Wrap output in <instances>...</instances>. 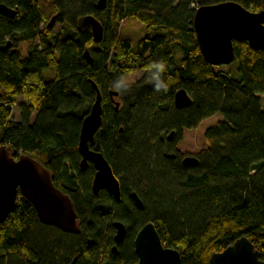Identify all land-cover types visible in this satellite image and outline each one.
Instances as JSON below:
<instances>
[{
  "label": "trees",
  "instance_id": "16d2710c",
  "mask_svg": "<svg viewBox=\"0 0 264 264\" xmlns=\"http://www.w3.org/2000/svg\"><path fill=\"white\" fill-rule=\"evenodd\" d=\"M77 1L82 6L74 26L53 36L48 24L55 16L62 21L64 0H0L18 10L14 19L0 15V147L51 172L54 185L72 200L79 227L69 234L42 224L20 196L0 225V264H137L134 240L147 223L155 225L165 247L181 253L182 264H210L213 254L242 237L264 260V52L235 42L234 61L211 66L193 27L199 7L232 1L261 12L264 0H195L196 8L192 0H108L104 11L96 9L98 0ZM86 15L97 18L105 33L110 21L125 15L142 23L144 37L133 44L105 35L96 44L89 31L77 30V19ZM23 42L30 44L25 57ZM161 59L167 64L166 93L149 82L148 66ZM138 70L144 76L120 94L116 111L111 85ZM89 79L103 97L94 150L119 180L120 201L106 191L94 194L93 165L79 167L80 129L96 98ZM179 90L188 93L191 106H175ZM20 95L25 104L15 121L12 109ZM217 114L223 119L206 130V146L183 154L178 144L184 132ZM186 156L199 164L185 167ZM115 222L126 226L127 235L113 252Z\"/></svg>",
  "mask_w": 264,
  "mask_h": 264
},
{
  "label": "water",
  "instance_id": "95a60500",
  "mask_svg": "<svg viewBox=\"0 0 264 264\" xmlns=\"http://www.w3.org/2000/svg\"><path fill=\"white\" fill-rule=\"evenodd\" d=\"M108 0H98L96 9L104 11ZM0 15L14 19L17 11L0 2ZM56 16L48 24L53 28ZM79 33L90 31L96 44L104 40L105 28L94 16L86 15L77 19ZM193 27L200 52L205 62L211 66H227L235 59L234 43L247 42L253 51L264 52V11L252 12L232 1L215 5H206L195 10ZM11 47V43L8 44ZM84 57L88 64L93 62L88 49ZM96 92V98L89 113L83 118L78 152L81 156L80 170L85 171L93 165L95 174L92 182L94 194L106 191L117 201L121 199L120 182L104 155L94 150L95 136L102 126V93L98 84L89 79ZM112 98L120 93L111 90ZM175 106L184 109L192 105V99L185 90L175 94ZM121 102L114 101L115 110L120 109ZM185 167H195L198 158L186 156ZM20 196L28 200L36 210L40 222L54 227L64 233L73 234L79 231L77 214L70 197L58 189L52 179L51 172L39 161L30 156L15 158L10 148L0 147V225L4 224L14 212ZM138 205H142L138 194L131 193ZM117 245L124 242L127 229L121 222H115ZM137 264H182V255L178 250L163 245L160 235L153 223H147L137 233L134 240ZM75 260L70 263L74 264ZM210 264H264L260 252L246 237H242L228 246L224 251L215 253Z\"/></svg>",
  "mask_w": 264,
  "mask_h": 264
},
{
  "label": "rangeland",
  "instance_id": "374dc122",
  "mask_svg": "<svg viewBox=\"0 0 264 264\" xmlns=\"http://www.w3.org/2000/svg\"><path fill=\"white\" fill-rule=\"evenodd\" d=\"M64 12L62 15V21H56L53 28L52 33L53 36L59 33H65L68 31L70 27L74 26L75 23V14L81 8V2L77 0H64ZM193 4V5H192ZM192 8H196L197 3L195 0H192ZM51 19V18H50ZM51 21V20H50ZM45 26L42 25L41 30ZM109 30L105 33L106 37L109 39H118V40H130L133 44H136L141 38L144 37V28L142 23L128 18L123 15L118 21H110L108 24ZM116 40V41H118ZM30 44L29 43H20L19 50L22 55L25 57L28 54ZM46 80H51L53 78V73L51 71H47L44 73ZM144 76V72L142 70H138L135 73L128 75L125 77L131 85L135 82L139 81ZM105 83H110V80H105ZM128 93V92H127ZM118 101L122 102V98ZM25 104V99L23 96H19L16 102V105L12 109V119L15 121L20 120V106ZM222 116L217 114L213 117L205 119L195 130L185 131L183 141L178 144V148L185 155L196 154L201 151L205 146V138L204 134L209 127L214 126L218 121L222 120Z\"/></svg>",
  "mask_w": 264,
  "mask_h": 264
},
{
  "label": "clouds",
  "instance_id": "9594fccd",
  "mask_svg": "<svg viewBox=\"0 0 264 264\" xmlns=\"http://www.w3.org/2000/svg\"><path fill=\"white\" fill-rule=\"evenodd\" d=\"M148 67L150 70L149 82L153 85V90L157 93H166L169 90V84L162 78L167 70L166 61L162 59L153 61ZM111 86L121 95L126 94L131 89V83L123 76L117 78Z\"/></svg>",
  "mask_w": 264,
  "mask_h": 264
},
{
  "label": "flooded vegetation",
  "instance_id": "af4514ba",
  "mask_svg": "<svg viewBox=\"0 0 264 264\" xmlns=\"http://www.w3.org/2000/svg\"><path fill=\"white\" fill-rule=\"evenodd\" d=\"M12 8V7H11ZM13 9H15L16 11H17V15H18V10L16 9V8H13ZM17 17V16H16ZM90 32V31H89ZM111 99H112V102L114 103V101H118L119 99H121V95L119 96V97H115V98H112L111 97Z\"/></svg>",
  "mask_w": 264,
  "mask_h": 264
}]
</instances>
